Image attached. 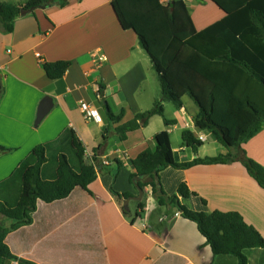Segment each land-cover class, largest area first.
Returning a JSON list of instances; mask_svg holds the SVG:
<instances>
[{
    "label": "crops",
    "instance_id": "crops-1",
    "mask_svg": "<svg viewBox=\"0 0 264 264\" xmlns=\"http://www.w3.org/2000/svg\"><path fill=\"white\" fill-rule=\"evenodd\" d=\"M183 1L189 12L197 9L190 13L196 31L224 17L210 0ZM13 25L12 33L0 30V146L5 150L0 153V181L10 177L36 145L67 130L82 142L87 158L94 159L97 178L89 185L91 201L68 210L64 219L57 206L47 204L30 215L28 226L13 229L16 221L0 217L1 226L9 230L7 244L17 256L8 264L22 259L35 264H238L232 256H213L196 225L180 217L174 206H160L157 194L144 189L143 208L136 215L140 201L131 199L124 206L126 200L119 201L111 191L138 195L129 182L130 162L141 150L154 149L156 134L167 133L176 163L215 157L204 155V146L193 154L183 145L184 131L196 140L202 136V144L208 139L218 144L212 132L194 127L198 109L188 96L182 97L180 109L164 104V116L175 124L167 126L153 116L120 141L116 128L151 110L160 92L148 56L134 32L120 27L111 0H69L63 7L56 3L20 15ZM94 50L107 58L99 67L91 59ZM58 61L69 62V67L60 80L52 81L43 64ZM46 96L53 106L36 125L37 108ZM82 104L97 111L101 125L84 117ZM108 110L115 116L122 113L121 120L108 121ZM173 138L179 146L172 145ZM240 147L264 166V129ZM158 176L165 196L182 182L196 194L179 198L189 210L235 211L264 237V190L239 162L165 168ZM245 255L248 264H264V249Z\"/></svg>",
    "mask_w": 264,
    "mask_h": 264
},
{
    "label": "trees",
    "instance_id": "trees-1",
    "mask_svg": "<svg viewBox=\"0 0 264 264\" xmlns=\"http://www.w3.org/2000/svg\"><path fill=\"white\" fill-rule=\"evenodd\" d=\"M224 17L196 31L189 9L183 0H111L115 17L124 31L137 36L139 46L150 60L159 83L160 98L151 110L141 112L116 128L120 141L127 134L147 125L153 116L173 125L164 116L166 102L180 109L182 97L188 96L198 112L193 118L197 130L212 132L216 143L226 152L218 156L196 157L191 162L176 163L166 132L156 134L154 149L145 148L131 162V184L157 194L160 206H174L180 217L196 225L213 256H232L238 264H248L246 252L264 249V237L235 211L196 212L181 204L196 194L180 183L176 194L168 197L160 189L159 172L183 170L199 165H227L239 162L247 174L264 190V166L249 158L241 145L264 129V0H210ZM69 0H26L24 4L0 1V30L13 32L21 11H35ZM30 12V13H31ZM69 62L43 64L46 76L60 80ZM107 107V105H106ZM110 122H119L122 113H106ZM183 145L197 155L202 142L190 131L181 135ZM0 146V153L4 152ZM94 159H88L82 142L72 130L57 139L36 145L10 177L0 181V217L16 221L13 229L32 224L31 214L38 206H57L66 217L91 201L89 185L96 180ZM159 189V193L157 192ZM119 201L130 193L118 194ZM205 203L204 200H202ZM140 201L137 213L142 210ZM62 220V219H61ZM35 225V224H34ZM32 225V226H34ZM9 230L0 223V264L17 260L7 244ZM20 264H35L19 260Z\"/></svg>",
    "mask_w": 264,
    "mask_h": 264
},
{
    "label": "rangeland",
    "instance_id": "rangeland-1",
    "mask_svg": "<svg viewBox=\"0 0 264 264\" xmlns=\"http://www.w3.org/2000/svg\"><path fill=\"white\" fill-rule=\"evenodd\" d=\"M1 1H5V3H8V4H16L17 2H22V1H24V0H1ZM26 1V0H25ZM188 1V0H187ZM195 1V0H194ZM196 5H198V6H200V7H206V6H208V4L207 3H204V4H202V3H196ZM195 11H197V9H192L191 11H190V13H195ZM209 16H210V14H209ZM211 16H212V18H214L215 17V12H213L212 14H211ZM211 18V19H212ZM153 79H155V82H156V84H157V77H156V75L153 73ZM158 85H159V83H158ZM160 87V86H159ZM159 92H160V90H159ZM171 108L170 109H172V110H174L175 108L173 107V106H170ZM210 141V139H208V141L206 142V141H204L203 142V146H204V152L203 153H205L204 155H206V154H213V155H215V156H218L219 154H224L225 152H226V149H224L221 145H219V144H212V143H210L209 142ZM177 142H179L176 138H173L172 139V145L173 146H179V145H177ZM179 144V143H178ZM217 150H219V152L220 153H218L217 152ZM173 178H174V175H172V180H173ZM171 192H172V190H171ZM176 194V191L175 192H173L171 195H170V197L171 196H173V195H175ZM1 219V218H0Z\"/></svg>",
    "mask_w": 264,
    "mask_h": 264
},
{
    "label": "water",
    "instance_id": "water-1",
    "mask_svg": "<svg viewBox=\"0 0 264 264\" xmlns=\"http://www.w3.org/2000/svg\"><path fill=\"white\" fill-rule=\"evenodd\" d=\"M32 11V10H31ZM31 11H21L20 15H25L26 13H30ZM53 104H52V99L48 96L44 97V99L42 100V102L39 105V108H37V115H36V120H35V124H39V122L42 120V118L45 116V114L48 112V110L50 108H52ZM140 178L139 177H135L134 178V187L136 188L138 195L136 197H132V198H128L125 201L124 206H126L127 204H129V201L131 199H134L136 201H141L143 199V195L144 192L142 191V189H140L136 182L139 181ZM159 189H157V192L159 193Z\"/></svg>",
    "mask_w": 264,
    "mask_h": 264
},
{
    "label": "built area",
    "instance_id": "built-area-1",
    "mask_svg": "<svg viewBox=\"0 0 264 264\" xmlns=\"http://www.w3.org/2000/svg\"><path fill=\"white\" fill-rule=\"evenodd\" d=\"M159 1H160V3L165 4L169 0H159ZM36 57L39 59L40 58V55L39 54H36ZM91 59L93 60V64H95L98 67L100 66V64H102L103 62H106V60H107L106 56L103 53H101L100 51H98V50L92 51V53H91ZM81 108H82L81 111L84 114V117L85 118H87V119L88 118L94 119V120H96V123L97 124H100L101 125V120H100V117L98 116L96 110H94V109H92V108H90V107H88V106H86L84 104L81 105ZM197 140L200 141V142H202L203 141V137L199 135L197 137Z\"/></svg>",
    "mask_w": 264,
    "mask_h": 264
}]
</instances>
